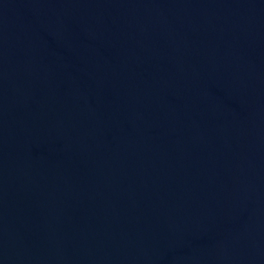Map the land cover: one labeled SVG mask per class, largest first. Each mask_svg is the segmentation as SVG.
I'll use <instances>...</instances> for the list:
<instances>
[{
	"label": "water",
	"instance_id": "1",
	"mask_svg": "<svg viewBox=\"0 0 264 264\" xmlns=\"http://www.w3.org/2000/svg\"><path fill=\"white\" fill-rule=\"evenodd\" d=\"M0 264H264V0H0Z\"/></svg>",
	"mask_w": 264,
	"mask_h": 264
}]
</instances>
